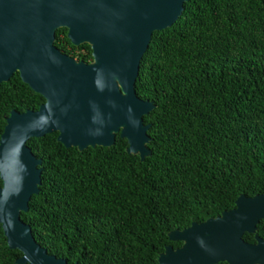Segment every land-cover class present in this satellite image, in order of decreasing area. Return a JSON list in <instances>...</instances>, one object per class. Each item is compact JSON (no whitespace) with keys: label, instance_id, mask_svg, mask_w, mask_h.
I'll list each match as a JSON object with an SVG mask.
<instances>
[{"label":"trees","instance_id":"16d2710c","mask_svg":"<svg viewBox=\"0 0 264 264\" xmlns=\"http://www.w3.org/2000/svg\"><path fill=\"white\" fill-rule=\"evenodd\" d=\"M54 44L94 60L91 45H74L66 27ZM134 88L155 104L142 117L150 123L143 160L120 132L112 145L84 149L56 130L27 140L42 159L41 184L20 218L70 264H157L165 245L183 243L171 230L221 215L241 194H264V0L184 2L172 25L152 32ZM43 101L19 72L2 82L0 135L12 109ZM254 234L264 238V218L242 237L255 242ZM21 254L0 224V264Z\"/></svg>","mask_w":264,"mask_h":264},{"label":"water","instance_id":"95a60500","mask_svg":"<svg viewBox=\"0 0 264 264\" xmlns=\"http://www.w3.org/2000/svg\"><path fill=\"white\" fill-rule=\"evenodd\" d=\"M188 0H0V84L19 72L45 97L38 108L12 109L0 135V224L10 248L22 254L17 264H70L34 238L20 218L39 192L38 158L31 136L59 131L67 146L112 145L116 134L128 151L150 153L143 115L153 101L135 92L140 59L152 32L172 25ZM68 29L74 45L89 43L94 60L77 61L54 44L55 30ZM264 218V194H241L221 215L169 232L180 246L167 244L157 264H264V238L255 233ZM75 264H80L75 263Z\"/></svg>","mask_w":264,"mask_h":264},{"label":"flooded vegetation","instance_id":"af4514ba","mask_svg":"<svg viewBox=\"0 0 264 264\" xmlns=\"http://www.w3.org/2000/svg\"><path fill=\"white\" fill-rule=\"evenodd\" d=\"M61 49V48H60ZM62 50V49H61ZM63 52H64V50H63ZM65 53V52H64ZM68 54V53H67ZM70 55V54H69Z\"/></svg>","mask_w":264,"mask_h":264}]
</instances>
